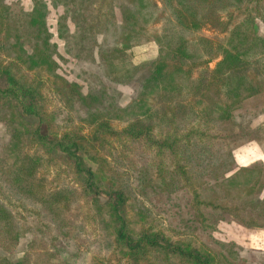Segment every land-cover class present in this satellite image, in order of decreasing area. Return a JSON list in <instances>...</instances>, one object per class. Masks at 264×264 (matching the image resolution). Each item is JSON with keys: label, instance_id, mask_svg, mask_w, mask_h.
Returning <instances> with one entry per match:
<instances>
[{"label": "trees", "instance_id": "16d2710c", "mask_svg": "<svg viewBox=\"0 0 264 264\" xmlns=\"http://www.w3.org/2000/svg\"><path fill=\"white\" fill-rule=\"evenodd\" d=\"M31 1L26 10L0 0V123L9 136L0 264H77L85 253L89 264H238L235 243L218 242L215 252L195 230L206 234L225 215L264 228V161L239 166L234 151L236 140L264 133V123L237 119L264 93L256 27L264 0ZM48 3L62 9L56 33ZM56 34L68 55L98 60L109 82L141 78L131 100L119 105L118 92H85L69 79ZM143 38L157 54L135 63L131 50ZM180 194L190 197L184 225L174 224Z\"/></svg>", "mask_w": 264, "mask_h": 264}, {"label": "rangeland", "instance_id": "374dc122", "mask_svg": "<svg viewBox=\"0 0 264 264\" xmlns=\"http://www.w3.org/2000/svg\"><path fill=\"white\" fill-rule=\"evenodd\" d=\"M21 6L26 10L32 7L31 0H20ZM49 8V24L51 30L56 33L57 21L59 14L62 13V9L58 11L53 9L51 4L48 3ZM72 27V24L70 23ZM257 31L260 35L264 36V21L256 20ZM205 33L214 35L215 31L209 25L204 28ZM114 32L109 35L111 41ZM102 40V37L100 38ZM56 44V48L60 54L59 62L62 66V72L69 78L83 84L84 91L89 89L96 90L98 92L105 90L108 94L112 95L118 92V104L126 105L134 93L139 89L141 78H138L133 85H117L109 82L102 74L99 61L96 63L79 61L73 56L66 53L63 40L59 39L57 34L52 40ZM157 54V45L152 39L143 38L141 43L131 50V55L135 63L142 62L144 60L152 59ZM215 62L210 64L213 67ZM110 99L106 100L103 105L100 106L102 111L98 110V115H102L109 108ZM80 107V106H79ZM65 114L62 115L64 117ZM96 116H93V119ZM237 119L242 126L246 128L256 127L260 123H264V93L247 100L239 111H237ZM8 134L5 127L0 123V154L8 142ZM235 156L238 164L250 165L257 160L264 161V133L258 138L246 141L242 139L236 140L235 143ZM178 202L180 204V216L176 215L174 224L184 225L189 222L190 214H188V202L189 198L186 195H178ZM178 210V211H179ZM176 212V211H175ZM183 220V221H182ZM85 223V222H84ZM87 232L84 233L90 240L94 237V232L91 225H86ZM198 240L201 239L207 243L213 251L221 252L222 247L218 242L223 244L235 243V249H237L241 255V259L238 264H264V228L246 227L240 224L237 220L233 219L229 215H225L224 219H220L216 222L215 229H209L207 233H203L200 230H195ZM210 235L212 240L209 239ZM32 234H27L25 237L18 240V245L13 254L10 255L12 260L21 259L24 252L27 249V243L32 238ZM4 254V251L0 248V255ZM77 264H89L88 254H84Z\"/></svg>", "mask_w": 264, "mask_h": 264}, {"label": "crops", "instance_id": "0c3cea01", "mask_svg": "<svg viewBox=\"0 0 264 264\" xmlns=\"http://www.w3.org/2000/svg\"><path fill=\"white\" fill-rule=\"evenodd\" d=\"M236 157V156H235ZM236 161H237V158H236ZM238 163V161H237ZM239 165V164H238ZM239 166H248L247 164H240Z\"/></svg>", "mask_w": 264, "mask_h": 264}]
</instances>
